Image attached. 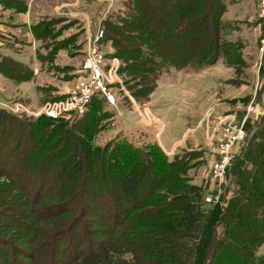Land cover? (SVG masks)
Returning <instances> with one entry per match:
<instances>
[{
	"label": "trees",
	"instance_id": "1",
	"mask_svg": "<svg viewBox=\"0 0 264 264\" xmlns=\"http://www.w3.org/2000/svg\"><path fill=\"white\" fill-rule=\"evenodd\" d=\"M124 3L121 12L104 18L101 46L109 47L108 60L121 61L119 74L137 99L149 98L166 70L197 72L220 59L228 64L240 61L242 42L225 37L226 30L232 31L223 20L227 0ZM65 20L41 22L34 36L42 41L37 51L40 65L69 80L75 68L57 66L58 54L67 51L75 57L85 55V50H73L74 39L62 38ZM0 72L17 83L35 75L10 58L0 59ZM111 107L98 94L84 115H72L65 125L45 116L16 115L0 106V173L11 169L6 172L9 184L25 191L37 184L34 192L55 197V204L37 212L40 220L72 209L78 222L93 217L104 229L101 240L81 235L73 239V250L66 246L60 251L61 235L47 233L46 249L58 254L53 264H229L234 258L238 264H264L256 256L264 244V116L247 120V138L227 171L232 186H225L219 202L207 203L218 190L187 178L186 171L199 165L196 160L170 161L161 147L153 145V152H148L127 138L93 148L91 142L115 118ZM225 194H231L229 199ZM32 198L38 203L45 197ZM31 227L16 228L23 241L34 240L28 234L41 237ZM85 241L88 247L83 248ZM12 263L23 264L16 259Z\"/></svg>",
	"mask_w": 264,
	"mask_h": 264
},
{
	"label": "rangeland",
	"instance_id": "2",
	"mask_svg": "<svg viewBox=\"0 0 264 264\" xmlns=\"http://www.w3.org/2000/svg\"><path fill=\"white\" fill-rule=\"evenodd\" d=\"M51 2L50 0L44 1L48 8L47 14L52 12L54 4ZM257 3L258 0H227V12L223 20L229 28L231 27L232 31L226 30L225 37L230 41L242 42L240 61L236 58L234 63L228 64L224 59H220L216 64L197 72L191 69L166 70L154 93L149 98L143 99L134 97L124 77L119 74L120 82L112 87L116 96V106L111 107L116 113L115 118L109 127L100 130L97 137L91 142V146L93 148L105 147L112 139L127 138L126 140L132 141L137 147L146 149L148 152H153L154 149L151 147L153 145L161 147L170 161L182 159L193 163L196 160L199 165L186 171L187 178L194 184H208L211 190L217 188L216 198L208 197L212 201L206 202H219L225 186L232 185L231 181L227 179V173L226 180L222 184L213 177L212 171H214L216 157L212 152L213 145L206 140V124L203 123V119L212 109L215 112L213 118L215 123L229 114H237L240 118L241 114L245 116L251 103L260 104V97L254 95L256 88H259L261 92L263 86L258 83L260 30L255 16ZM124 4V0H80L76 11H79L81 16L66 14L68 9L60 11L59 14L56 13L54 16L78 17L84 22L82 18L84 13L91 23L94 22L93 30L96 31L99 24L103 26L104 17L107 18L110 14L121 12ZM64 18L66 20L62 25L66 26V29L62 38L74 39L71 45L73 50H86L83 46L87 43L84 23L77 19ZM101 18L103 19L97 24L96 22ZM74 20L77 23H73ZM103 50L104 53H107V50L110 49L107 47ZM83 53H78V59H71L70 53L62 51L56 60V65L62 68L74 66L76 71L78 70L82 75L86 74L88 71L86 53L85 55ZM49 69L47 65L43 67L39 65V75H34L32 80L25 82L24 87H19V89H16L12 82L17 86L24 83L10 80L11 83L6 89L7 93H2L3 89H0V106L16 115L45 116L65 125L70 123L72 117L60 120L61 118L55 116L40 114V111L46 103L67 95L68 92L82 85L85 80L79 79L82 77L81 74L79 77L76 74L75 77L66 80L63 74L56 76L53 73L54 70L50 72ZM74 72L72 71L69 76H72ZM132 85L133 83L129 82V86ZM138 88L134 85L133 91L137 92ZM15 106L23 108H19L20 111H13ZM145 109H150L159 121L150 124L145 122L139 111ZM221 116L224 117L221 118ZM159 134L160 136H158ZM195 139H198L197 146L194 145ZM178 140H182L181 143L173 148L172 144ZM149 146L151 148L148 150ZM240 148V145L235 146L234 156L238 154ZM7 171H11V169H7ZM7 171L4 170L0 173V213L4 215L0 216V264H13L14 259L23 264H53V260L58 254H53L46 249L48 242L44 244L47 240L45 237L49 232H53V235L55 233L61 235L57 241L59 251L66 246L73 250V239L81 235H85L87 240L104 238L102 235L104 229L93 223V220L96 219L86 217L80 223L75 220L79 215L73 213L72 209L57 218L48 221L40 220L37 212L47 205L55 204V197L46 191L34 192L37 190V184L27 191L10 185ZM32 196L45 198L37 203ZM230 196L231 194H227L226 198L229 199ZM14 199L23 203L17 204V206L11 205L13 202L11 200ZM23 225L32 226L34 234L40 231L41 237L35 238L28 234L27 238H34V240L23 241L21 239L24 237L22 231L16 229ZM83 244V248L88 247L87 241ZM256 256L264 259V244L257 249ZM234 261L235 258L229 264H238Z\"/></svg>",
	"mask_w": 264,
	"mask_h": 264
},
{
	"label": "built area",
	"instance_id": "3",
	"mask_svg": "<svg viewBox=\"0 0 264 264\" xmlns=\"http://www.w3.org/2000/svg\"><path fill=\"white\" fill-rule=\"evenodd\" d=\"M258 27L260 30L259 52L260 67L258 83L262 85L261 68L264 65V0H258V9L256 15ZM105 37L104 27L99 24L94 33L88 32L86 35V67L88 76L85 82L68 92L65 98L60 101L46 103L40 111V114L55 116L58 118H70L72 115L82 116L88 110V106L94 96L101 94L112 106H116V96L113 92V86L120 82L119 70L121 61L118 58L108 60L106 54L101 48V41ZM259 88L255 90V97L258 96ZM254 97V98H255ZM16 107V108H15ZM13 111H20L22 106H15ZM141 116L148 124L159 121L150 109L139 110ZM215 112L210 110L203 123L206 124V140L212 146V152L215 155V164L212 171L213 177L222 184L226 180V173L232 166L234 160V148L236 145L243 146L247 138L246 122L254 116V119L264 116V108L259 104L251 103L243 119L237 114H229L219 122H213ZM211 202V198L206 199Z\"/></svg>",
	"mask_w": 264,
	"mask_h": 264
},
{
	"label": "crops",
	"instance_id": "4",
	"mask_svg": "<svg viewBox=\"0 0 264 264\" xmlns=\"http://www.w3.org/2000/svg\"><path fill=\"white\" fill-rule=\"evenodd\" d=\"M0 0V59L2 58H10L14 61L21 63L31 69L34 70L35 75H39V65L40 62L37 59V51L42 46V41L38 40L34 36V29L41 22L52 20L53 18H73L81 21L78 17H70V16H54L56 13H60V11L64 9H68V13L66 14H74L76 16H81L78 10V6L80 4V0H50L53 3L52 12L47 14L48 8L45 5V0ZM258 9V3H257ZM64 14V13H63ZM103 15V14H102ZM257 15V10L256 14ZM82 18L84 19V30L86 35L88 32H95L93 30V23L90 22V19L83 13ZM104 16V15H103ZM105 18V17H104ZM98 19L97 24L102 20ZM86 48V45H85ZM62 52V51H61ZM61 52L58 54L57 58H59ZM71 59H78V56L75 57L70 56ZM58 60V59H57ZM73 68H75L73 66ZM72 76L76 74H81L76 68L74 70ZM88 71L86 74L80 77V80L87 79ZM262 90H261V101L260 106L264 108V75L262 77ZM10 80L5 78L0 72V89H3L2 93H7L6 89L9 85ZM14 87L19 89V87H24L25 83L22 85H16ZM4 95V94H3ZM223 115V114H222ZM224 116H221V118ZM220 118V117H218ZM220 118V119H221ZM160 136V134L158 135ZM182 141V140H181ZM180 140L174 142L173 148L181 143ZM195 146L198 145V139H195ZM209 145V144H208ZM238 150V149H237Z\"/></svg>",
	"mask_w": 264,
	"mask_h": 264
}]
</instances>
